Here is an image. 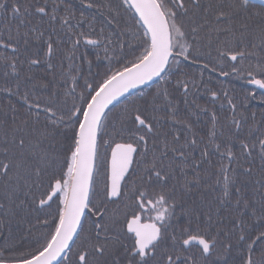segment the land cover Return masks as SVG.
<instances>
[{
    "label": "snow or ice",
    "instance_id": "obj_1",
    "mask_svg": "<svg viewBox=\"0 0 264 264\" xmlns=\"http://www.w3.org/2000/svg\"><path fill=\"white\" fill-rule=\"evenodd\" d=\"M81 4L0 0V264H264V0Z\"/></svg>",
    "mask_w": 264,
    "mask_h": 264
},
{
    "label": "flooded vegetation",
    "instance_id": "obj_2",
    "mask_svg": "<svg viewBox=\"0 0 264 264\" xmlns=\"http://www.w3.org/2000/svg\"><path fill=\"white\" fill-rule=\"evenodd\" d=\"M85 2H87V0H85ZM65 3L67 6L71 7L72 10L75 12L77 19L80 18L81 11H83L84 14L87 16H92L95 14L99 18V13L96 12L95 9L90 10V9L83 8L81 4V0H65ZM2 28H3V24H0V29ZM98 29H99V25L97 26V30ZM84 30L87 31L86 25L84 26ZM61 35L63 34L61 33ZM62 47L67 48V47H70V45H62ZM88 52H89V58L93 60V64H94L93 72L98 70L96 65L103 66L106 64V61H104L103 59H101L100 61H96L95 52L91 48L88 49ZM101 56H103V52H101ZM54 62L58 63L59 61L57 60ZM87 70H88L87 66L85 65L84 71L86 72ZM208 75L209 74L206 73L205 77H208ZM211 76H212V79H211V82L209 83V87L217 91H220L219 87L225 89L229 93V98L233 97L234 94L236 95L237 98L234 100V102L237 104V111L235 115L239 118L240 114L243 113V115L248 118L247 121L243 122L244 124L243 134L246 135L248 133L250 126H255V128L258 129L257 131H253V134H252L253 138L255 139L257 136L260 135L261 131H264V103H261V97L262 95H264V92L258 89H255L253 86L247 85L243 81L238 80L232 76H229V77L219 76L218 77L215 73H212ZM215 78L219 79L220 81L228 80L227 86L224 87V86L219 85L218 83L215 82ZM207 79L205 80L207 81ZM250 88L255 92V99L250 98L248 101L242 103L243 101L242 90L247 91ZM201 89L203 92L205 91L204 88H201ZM209 99L210 97L208 96V100ZM199 103L201 105L206 104V102H201V101ZM207 107L210 109V112L215 111L218 117V129L219 130H222V131L231 130V121H232L234 114L231 111V108L228 104V100H224L223 98L220 99V96H219V98L214 103L207 104ZM253 114H255L254 120L252 118ZM202 115H203V119H201L198 122L196 131L201 132V133H206L209 127V125L206 124V120L208 119L210 113L202 114ZM258 163L259 162H257V164ZM256 258L259 259L260 258L259 255H257Z\"/></svg>",
    "mask_w": 264,
    "mask_h": 264
},
{
    "label": "trees",
    "instance_id": "obj_3",
    "mask_svg": "<svg viewBox=\"0 0 264 264\" xmlns=\"http://www.w3.org/2000/svg\"><path fill=\"white\" fill-rule=\"evenodd\" d=\"M96 2L97 3H103V2H106V0H96ZM258 3V2H257ZM259 42L257 41V44H258ZM250 51H253V55L252 56H250L249 57V60L253 63V65L257 62V61H260V60H264V52H262L260 49H259V47H257L255 50H253V49H249ZM212 55H213V57L216 55V53L215 52H213L212 53ZM208 77H205V79H207ZM214 80V79H213ZM219 79H216L215 78V82L216 83H218L217 81H218ZM215 84V83H214ZM219 85H221V86H227V84H228V80H226V81H220L219 80V83H218ZM219 85H218V87H219ZM219 89L221 90V87H219ZM225 90V89H224ZM201 92H203L202 91V89H201ZM224 99V100H227L226 98H224V95H223V92H221L220 93V99ZM207 100H208V96L207 95H205V96H202V97H200V99H199V102L201 101V102H207ZM12 229H13V233L15 234V233H17L18 231H22V229H20L17 225H15V224H13L12 225Z\"/></svg>",
    "mask_w": 264,
    "mask_h": 264
},
{
    "label": "water",
    "instance_id": "obj_4",
    "mask_svg": "<svg viewBox=\"0 0 264 264\" xmlns=\"http://www.w3.org/2000/svg\"><path fill=\"white\" fill-rule=\"evenodd\" d=\"M257 2H258V0H257ZM259 90V89H258ZM260 91H262V90H260ZM137 92H138V90H137ZM262 92H264V91H262Z\"/></svg>",
    "mask_w": 264,
    "mask_h": 264
}]
</instances>
